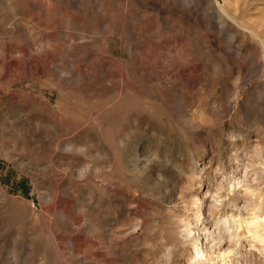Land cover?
<instances>
[{
    "label": "rangeland",
    "instance_id": "1",
    "mask_svg": "<svg viewBox=\"0 0 264 264\" xmlns=\"http://www.w3.org/2000/svg\"><path fill=\"white\" fill-rule=\"evenodd\" d=\"M155 150L263 216L264 0H0V264H170Z\"/></svg>",
    "mask_w": 264,
    "mask_h": 264
},
{
    "label": "bare ground",
    "instance_id": "2",
    "mask_svg": "<svg viewBox=\"0 0 264 264\" xmlns=\"http://www.w3.org/2000/svg\"><path fill=\"white\" fill-rule=\"evenodd\" d=\"M192 112L188 117L190 125L204 123L202 116ZM167 152L155 150L152 155L132 157V161L139 166L149 190L176 204L177 225L184 240L178 252L171 257L169 255L170 264H264V214L260 217V203L250 199V212L245 213L247 205H238L239 197L232 184L229 185L231 196L227 200L220 198L221 194L214 195L211 187L218 167L217 164L213 166L209 159L193 164L199 167L198 172L204 173V178L198 176L195 183L178 186L184 169L181 160L178 162ZM226 205L228 210L219 213Z\"/></svg>",
    "mask_w": 264,
    "mask_h": 264
}]
</instances>
